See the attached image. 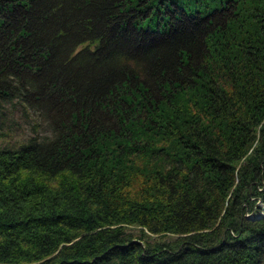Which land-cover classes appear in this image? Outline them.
<instances>
[{"label": "trees", "instance_id": "1", "mask_svg": "<svg viewBox=\"0 0 264 264\" xmlns=\"http://www.w3.org/2000/svg\"><path fill=\"white\" fill-rule=\"evenodd\" d=\"M262 205L264 0H0V264H264Z\"/></svg>", "mask_w": 264, "mask_h": 264}, {"label": "rangeland", "instance_id": "2", "mask_svg": "<svg viewBox=\"0 0 264 264\" xmlns=\"http://www.w3.org/2000/svg\"><path fill=\"white\" fill-rule=\"evenodd\" d=\"M259 214H264V205H262V207H261V209L259 210V212H258ZM248 215H254L253 213H247Z\"/></svg>", "mask_w": 264, "mask_h": 264}]
</instances>
